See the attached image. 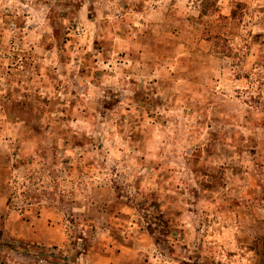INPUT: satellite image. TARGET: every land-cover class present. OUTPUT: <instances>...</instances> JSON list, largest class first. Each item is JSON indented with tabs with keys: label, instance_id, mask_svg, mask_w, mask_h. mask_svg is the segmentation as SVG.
<instances>
[{
	"label": "rangeland",
	"instance_id": "rangeland-1",
	"mask_svg": "<svg viewBox=\"0 0 264 264\" xmlns=\"http://www.w3.org/2000/svg\"><path fill=\"white\" fill-rule=\"evenodd\" d=\"M197 3L0 0V264H264V0Z\"/></svg>",
	"mask_w": 264,
	"mask_h": 264
},
{
	"label": "trees",
	"instance_id": "trees-1",
	"mask_svg": "<svg viewBox=\"0 0 264 264\" xmlns=\"http://www.w3.org/2000/svg\"><path fill=\"white\" fill-rule=\"evenodd\" d=\"M198 1V9L199 14L198 17L202 18L203 16L209 15V14H216L218 12V0H197ZM243 3L236 2L234 4V7L230 11L229 16H224L221 14H218V20L216 23H214V28L212 29L213 32L209 34L208 40H212L213 45L215 46V51L219 54L223 55H229L230 54V47L226 44V36H225V26L228 24V22L233 23V20L235 21L240 9L242 8ZM231 28V27H230ZM228 27V29H230ZM232 29L233 26H232ZM229 33H236L234 30H228ZM210 33V31L208 32Z\"/></svg>",
	"mask_w": 264,
	"mask_h": 264
},
{
	"label": "crops",
	"instance_id": "crops-1",
	"mask_svg": "<svg viewBox=\"0 0 264 264\" xmlns=\"http://www.w3.org/2000/svg\"><path fill=\"white\" fill-rule=\"evenodd\" d=\"M42 217L43 216H41V218ZM41 218H38L37 221L40 222ZM47 228H48V226H47ZM46 231L48 232V230H45V231H43V233ZM30 232H31V235L29 236V239H30L29 243H31V244L32 243H36V244L40 243L36 239H38V238L41 239V237H39V235H37V234L41 233L42 231L40 232V230H36V228H31ZM44 242L49 243L50 241H44ZM25 254L27 255L28 258L31 257L27 252ZM93 263L94 264H114V263H112V259L110 260L108 257L107 258L100 257L99 259H96L95 261H93Z\"/></svg>",
	"mask_w": 264,
	"mask_h": 264
}]
</instances>
